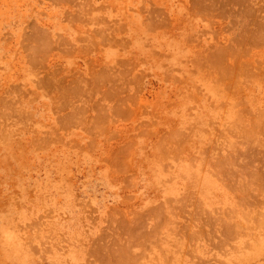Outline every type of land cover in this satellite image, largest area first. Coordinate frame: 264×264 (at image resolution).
Wrapping results in <instances>:
<instances>
[{"label": "rangeland", "instance_id": "374dc122", "mask_svg": "<svg viewBox=\"0 0 264 264\" xmlns=\"http://www.w3.org/2000/svg\"><path fill=\"white\" fill-rule=\"evenodd\" d=\"M0 264H264V0H0Z\"/></svg>", "mask_w": 264, "mask_h": 264}, {"label": "bare ground", "instance_id": "6f19581e", "mask_svg": "<svg viewBox=\"0 0 264 264\" xmlns=\"http://www.w3.org/2000/svg\"><path fill=\"white\" fill-rule=\"evenodd\" d=\"M99 36V35H98ZM48 38V37H47ZM41 42H42V40H41ZM48 42V41H47ZM107 42H108V40H107ZM49 43V42H48ZM118 45V44H117ZM49 48V47H48ZM248 51V50H247ZM240 52V51H239ZM235 65V64H234ZM124 75H126V74H124ZM102 79V78H101ZM81 80V79H80ZM119 81V80H118ZM89 94V93H88ZM16 100H17V98H16ZM20 104V103H19ZM124 108V107H123ZM18 113V112H17ZM16 113V114H17ZM25 114V113H24ZM96 118V117H95ZM234 125H235V122H234ZM234 125H233V127H234ZM7 128H8V126H7ZM6 128V129H7ZM232 130V129H231ZM236 131V130H235ZM223 132V131H222ZM12 133V132H11ZM179 134H181V133H179ZM177 136V135H176ZM259 141V140H258ZM252 144H254V143H252ZM223 145V144H222ZM226 147V146H225ZM230 155V154H229ZM221 163V162H220ZM256 176V175H255ZM245 193V192H244ZM188 203V202H187ZM125 248V247H124ZM130 249V248H129ZM111 261V260H110Z\"/></svg>", "mask_w": 264, "mask_h": 264}]
</instances>
